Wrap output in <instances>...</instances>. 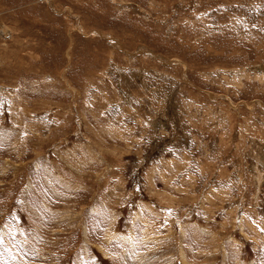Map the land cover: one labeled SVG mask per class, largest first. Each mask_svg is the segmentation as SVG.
I'll list each match as a JSON object with an SVG mask.
<instances>
[{
	"label": "rangeland",
	"instance_id": "374dc122",
	"mask_svg": "<svg viewBox=\"0 0 264 264\" xmlns=\"http://www.w3.org/2000/svg\"><path fill=\"white\" fill-rule=\"evenodd\" d=\"M0 264H264V0H0Z\"/></svg>",
	"mask_w": 264,
	"mask_h": 264
},
{
	"label": "bare ground",
	"instance_id": "6f19581e",
	"mask_svg": "<svg viewBox=\"0 0 264 264\" xmlns=\"http://www.w3.org/2000/svg\"><path fill=\"white\" fill-rule=\"evenodd\" d=\"M110 39V38H109ZM115 41V40H114ZM262 179V178H261ZM262 181V180H261Z\"/></svg>",
	"mask_w": 264,
	"mask_h": 264
}]
</instances>
